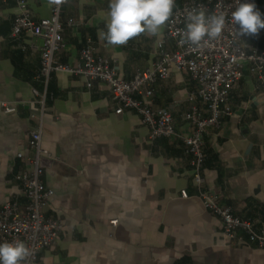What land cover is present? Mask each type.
Segmentation results:
<instances>
[{
  "label": "crops",
  "instance_id": "crops-1",
  "mask_svg": "<svg viewBox=\"0 0 264 264\" xmlns=\"http://www.w3.org/2000/svg\"><path fill=\"white\" fill-rule=\"evenodd\" d=\"M35 18L50 15L49 0H26ZM181 0H176L179 4ZM264 13V0H257ZM109 0H67L62 8L64 46L55 53L73 65L88 43L105 56L120 78L151 67L160 50L175 49L164 35L142 34L123 46L101 38L106 32ZM15 0H0V207L23 198L14 173L27 168L28 132L35 119L23 102L41 94V40L11 36ZM71 20L70 23H68ZM243 36V43L264 50V29ZM255 73L243 76L229 93L232 113L203 136L205 184L235 215L264 228V87ZM197 84L171 69L147 100L167 109L178 133H189L184 113ZM140 97V95H138ZM204 115L205 106L196 101ZM42 145L52 158L43 181L52 190L44 214L63 227L53 245L39 253V264H264V249L228 240L219 217L204 208L190 177L189 154L177 137L148 140V129L131 110L115 113L108 87L86 86L83 77L56 72L46 88ZM22 152L23 157L16 156ZM181 190L188 193L182 197ZM115 220V224L112 221Z\"/></svg>",
  "mask_w": 264,
  "mask_h": 264
},
{
  "label": "built area",
  "instance_id": "built-area-1",
  "mask_svg": "<svg viewBox=\"0 0 264 264\" xmlns=\"http://www.w3.org/2000/svg\"><path fill=\"white\" fill-rule=\"evenodd\" d=\"M66 2L64 0L56 4L49 0L50 15L37 19L30 12L26 0H15L16 13L11 36L17 38L27 35L41 40L39 47H31L39 52L37 78L44 90L40 94L37 89H33L38 97L23 102L35 119L28 132L30 154L25 157L27 168L14 173L23 201L13 197L2 203L0 243L24 241L34 252L30 264H39L40 251L55 243L64 225L60 219L45 216L43 211L46 201L52 195V190L43 181L46 162L51 160L52 155L41 141L46 88L52 75L61 72L83 77L87 87L93 81L105 84L115 105L114 112L119 114L131 110L138 114L148 129V140L158 137L179 138L190 157V177L197 188V196L205 209L219 217L222 235L228 240L247 242L264 249V228H258L253 221L235 215L230 205L218 200L216 193L205 184L202 175L204 133L208 128H218L221 117L232 113L229 93L243 76L245 65L261 79L264 87V50L255 44L246 46L242 37L237 38L233 34L235 29L231 23V12L237 7V0H181L175 4L171 22L165 26L164 32L166 38L174 41L175 49L160 50L151 67L137 70L129 80L118 76L107 57L96 55L90 41L80 49L75 64L61 63L55 59V53L64 46L61 12ZM201 5L208 12H225L226 24L219 40L212 41L203 50L192 51L187 45L179 44L177 30L185 27L187 13ZM171 69L187 73L197 84L188 95L189 108L183 115L189 127V133L185 135L175 130L172 114L167 109L153 107L147 100L153 93L154 84L168 77ZM197 100L205 106L207 115L197 106ZM0 107L5 112L15 111V106L7 101H0ZM16 156L22 158L23 153L17 152ZM180 194L182 197L188 196L185 190H181ZM112 224H115V220Z\"/></svg>",
  "mask_w": 264,
  "mask_h": 264
},
{
  "label": "clouds",
  "instance_id": "clouds-1",
  "mask_svg": "<svg viewBox=\"0 0 264 264\" xmlns=\"http://www.w3.org/2000/svg\"><path fill=\"white\" fill-rule=\"evenodd\" d=\"M62 3L64 0H50ZM176 0H109L106 32L101 38L107 45L123 46L142 34L158 36L171 22ZM226 13L208 12L204 6L192 8L186 16L185 27L177 30L179 44L192 51L203 50L219 40L226 24ZM234 36L258 35L264 29V13L254 0H237L231 12ZM238 26V27H237ZM33 250L22 240L0 243V264H30Z\"/></svg>",
  "mask_w": 264,
  "mask_h": 264
}]
</instances>
